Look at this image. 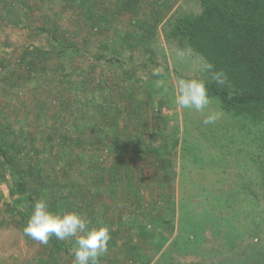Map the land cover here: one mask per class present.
<instances>
[{"label": "rangeland", "instance_id": "374dc122", "mask_svg": "<svg viewBox=\"0 0 264 264\" xmlns=\"http://www.w3.org/2000/svg\"><path fill=\"white\" fill-rule=\"evenodd\" d=\"M201 12L198 0H0L12 161L0 152V264H73L75 238L24 235L17 182L32 206L107 225L99 264H264V110L211 97L222 116L204 125L174 103L178 78L215 82L195 40L172 30Z\"/></svg>", "mask_w": 264, "mask_h": 264}, {"label": "trees", "instance_id": "16d2710c", "mask_svg": "<svg viewBox=\"0 0 264 264\" xmlns=\"http://www.w3.org/2000/svg\"><path fill=\"white\" fill-rule=\"evenodd\" d=\"M198 1L201 14L193 18L183 14L176 20L173 34L194 39L195 49L240 90L230 94L229 83L206 82L209 96L217 98L227 110H264V0ZM0 152L12 164L2 148ZM15 171L12 167L10 174L14 176ZM24 191L21 182L9 188L10 195L17 194L13 201L28 220L32 205L23 196Z\"/></svg>", "mask_w": 264, "mask_h": 264}, {"label": "clouds", "instance_id": "9594fccd", "mask_svg": "<svg viewBox=\"0 0 264 264\" xmlns=\"http://www.w3.org/2000/svg\"><path fill=\"white\" fill-rule=\"evenodd\" d=\"M203 71L210 73L211 79L217 84L225 82V73L215 71L210 62L203 64ZM154 76H159V70L153 71ZM159 87L164 92H169V87L160 81ZM174 103L181 109H192L203 113L204 125H214L222 116V111H206L213 102L209 96L206 82L197 78H178L172 86ZM25 236L41 244L47 245L51 237L58 240L75 238L72 249L73 264H99V258L108 251V242L111 239L107 225L89 227V221L82 215L67 211L63 214H54L49 210L46 199L35 201L27 223L23 227Z\"/></svg>", "mask_w": 264, "mask_h": 264}]
</instances>
